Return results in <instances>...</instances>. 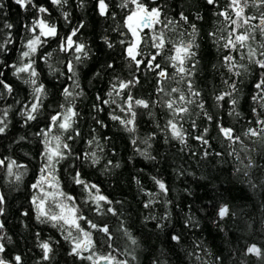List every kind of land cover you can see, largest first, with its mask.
<instances>
[{"label":"trees","instance_id":"1","mask_svg":"<svg viewBox=\"0 0 264 264\" xmlns=\"http://www.w3.org/2000/svg\"><path fill=\"white\" fill-rule=\"evenodd\" d=\"M2 2L0 44L4 47L0 48V72L3 73L0 80L9 84L13 91L9 94L0 86V93H3L0 95V119L7 124L5 133L0 134V160L5 161L0 166V194L5 197L4 215L0 216L4 224L0 235L4 239L0 242L6 249L0 255L12 264H15V255L21 256V264H93V261L70 255L73 244L64 239L66 232L53 227L51 222H39L32 204L33 196L37 195L32 185L40 176L45 151V138L37 133L47 128L53 115L72 107L78 114L73 118V127L67 132L54 128L49 135V139L61 137V151L66 153V158L50 170L58 198L54 205L47 204L45 210L58 214L61 211L58 205H71L73 201L59 194L63 192L74 198L75 206L88 220L108 226L110 241L103 233L91 229L85 220L79 221L85 231L92 233L94 260L111 254L115 257L113 264L120 261H127V264H264V139L244 136L249 127L260 128L256 123L258 119L264 120V107H261L264 101L253 100L259 91L255 85L264 78V69L249 62L248 48L241 49L238 45L233 51L223 47L232 28L230 21L217 13L227 10L235 18L228 7L229 0H216V6L208 5L206 0H158L156 3L141 0L149 10L161 9L160 23L146 31L138 29L143 53L138 59L147 62L158 51L153 47L152 38L163 33L164 47L154 62L168 73L162 85H158L161 78L155 72L146 71L144 65L137 71L135 63L126 58L125 49L134 39L125 27L127 15L135 9L130 0H105L106 15L99 12V0H67L60 5L52 4L51 0H31L26 7L15 0ZM125 2L126 8L121 6ZM41 7L48 11L40 12ZM181 12L188 17V22L180 19ZM245 14L259 16L260 12L249 6ZM40 20L55 25L57 35L41 37L44 42L31 57L38 73L35 79L38 85L44 86L45 95L37 119L25 123L21 113L26 111V104L30 106L33 89L24 83L28 73H20L18 77L13 74L15 70L11 65L19 67L29 62L28 58L21 61V53L27 50V41L39 34L38 26L35 33L30 29ZM258 23L259 20L251 22ZM7 24L12 28H7ZM81 24L83 27L72 39L85 45L87 56L61 51V43ZM192 24L196 25L194 36L198 47L193 49L194 59L186 60L184 67L193 74L182 78L172 67L169 57L175 55L174 49L181 42L187 44L193 38ZM254 35L255 39L248 44L256 50L257 59H264L260 55L264 51L261 48L264 35L258 28ZM108 43L112 44L111 48ZM78 55L81 56L79 62L75 59ZM229 55L237 64L245 65L247 71L237 69L240 76L228 72L224 57ZM70 61L76 71L72 79L67 71ZM109 64L114 67L109 68ZM133 75L140 82L130 89L131 95L148 101L149 108L134 106L135 130L129 132L119 121L111 119L112 115L128 118L120 108L129 90L118 96L112 91V85H118L117 78L127 81ZM189 79L200 93L199 97L190 96ZM233 82L236 91L218 102L216 97L232 91L229 85ZM65 87L73 93L72 97L65 99ZM158 87H163L164 92H159ZM173 88L179 91L172 92ZM109 92H112L111 97ZM181 93L194 102L179 101ZM231 99H236L235 106L231 105ZM105 100L109 103L105 104ZM168 101H176V107L189 108V114L180 120L186 144L173 139L166 128L171 118V110L166 107ZM198 103L204 104V111L197 107ZM233 107L239 116L229 115ZM205 111L213 117L212 121L207 120ZM217 123L233 128L243 143L229 148V142L219 134ZM204 128L208 129L205 136L208 146L195 139ZM77 131L78 136L75 135ZM70 136L73 138L69 139ZM89 141L93 142L89 144ZM63 143L69 145L70 154L63 149ZM55 144L53 140L52 147ZM205 148L208 156H204ZM93 152L99 159L97 164L85 159V154ZM237 153L240 160L236 159ZM249 158L252 167L245 169ZM13 160L20 166L12 167L13 173L21 176L19 181L8 173L7 165ZM77 172L87 183L97 185L100 194L112 202L103 204L104 215L94 211L96 206L88 199L89 193L83 185L73 182ZM156 180L166 185V192L159 189ZM225 205L229 214L221 220L218 211ZM108 207H112L116 215L107 213ZM72 231L74 236L78 235L75 229ZM173 236H178L179 242L173 240ZM45 241L53 248L48 261L42 259L39 247ZM253 245L260 249L259 256L248 252ZM100 264H108V261L101 260Z\"/></svg>","mask_w":264,"mask_h":264},{"label":"snow or ice","instance_id":"2","mask_svg":"<svg viewBox=\"0 0 264 264\" xmlns=\"http://www.w3.org/2000/svg\"><path fill=\"white\" fill-rule=\"evenodd\" d=\"M17 4H19L21 7H26L27 4L31 3V0H15ZM52 4L60 5L61 3H66L67 0H51ZM130 2L135 5V9L130 12V14L126 17V23L125 27L129 30L132 37L134 38L130 43H128L127 48L125 49L126 52V58L129 59L131 62L135 63L136 70L139 71L141 68V65L145 66L146 71L155 72L156 75L161 78L158 80V85H162L163 81L167 79L168 73L161 67L159 63H154L156 61V57L160 55V49L164 47V39H163V33H161L159 36H154L153 39V47L156 48L158 51L149 57L147 62H145L142 59H138L139 56H142L143 53L140 51V43L142 42V37L139 34V31H142L143 28H153L155 23H160V16H161V9L159 7H153L151 10L141 2V0H130ZM206 3L208 5L216 6V0H206ZM122 7H127V2L123 3L121 5ZM249 6L254 7L257 9V11L260 12L259 16L255 15H246L245 9ZM107 4L105 3V0H99V12L101 15L107 14ZM228 7L232 9V11L235 13V18H233L231 15H229V12L227 10L218 12L217 15L222 16L225 20L230 21L229 27L232 28V31L229 32V35L227 37L226 43L223 45L224 48L228 49L230 48L233 51L237 50V46L239 45V48H248L247 57L250 63H253L257 65L260 69H264V59H257L256 58V50L248 44L249 40H254L255 35L254 32L258 28L260 30L261 35H264V0H229ZM0 8H3V2L0 0ZM40 12H47L48 10L46 8H39ZM65 19L67 20L68 14H64ZM180 19L184 22H188V17L183 14V12L180 13ZM197 19H200V17H197ZM136 21V24L134 26L133 21ZM259 20L258 24H251L252 21ZM168 23H172V21H168ZM37 26L39 27V34L35 35L32 39L27 41L25 48L27 50L23 51L21 53V61H23L25 58H28V63H22L21 66H17L15 64L11 65V67L15 70L14 75H17L19 77L20 73H28V78L24 80L25 84H28L32 86L33 92V100L29 105H25V112H22L21 115L25 116V123L29 121H34L37 119L38 115L40 114L41 109L43 108V102L42 98L45 95V89L42 84H37V80L35 77H37L38 73L36 72L35 68L33 67V61L31 60V57L34 53L37 51L38 45L42 44L44 41L41 40V37H55L57 35V29L55 25H49L43 20L38 21L37 25H34L30 31L33 33L36 32ZM247 26V27H246ZM7 28L11 29L12 25L7 24ZM83 25L81 24L78 28L74 29L70 36L64 40L60 45L61 51H74L75 53H82L85 57L87 56V52L85 51V45L82 43H77L72 39L73 36L77 35V32L79 31V28H82ZM192 34L193 38L187 43L184 44L181 42L180 46H177L174 51L175 55L169 57V59L173 62L172 67L177 70L178 73L182 74V78L184 75L192 76V72L190 70L185 69L184 64L186 60H193L196 56V52L193 51L195 47H198V45L195 44V36L196 33V25L192 24ZM245 28L246 30L244 32H240L239 30ZM239 33V34H237ZM209 35L214 36L215 33H210ZM234 37V39H233ZM10 42V41H8ZM121 43H124V41H121ZM4 45L0 44V48H3ZM108 47L111 48L112 44L108 43ZM261 48L264 49V44L261 45ZM260 55L264 57V51H261ZM44 59H47L45 57ZM76 61L79 62L81 60V56L75 57ZM243 59V56H242ZM225 64L227 65L228 72L232 73L235 76H240L241 72L237 69L243 68L245 71H247V67L243 64H237L235 62V58L231 55L224 57ZM193 68L195 67V64L193 63ZM109 68H113L114 66L112 64L108 65ZM157 69L159 71L157 72ZM67 71L71 73V76L69 79H72L76 76V71L74 68V65L70 61L67 64ZM3 73L0 72V76H2ZM118 80V85L113 84L112 85V91L116 92V94L119 96L121 92L125 90H129L128 95L126 99L124 100V106L120 108L121 112H126L128 115L127 119H122L120 116L112 115L111 119L115 121H119L121 125H123L129 132H132L135 130V117L136 112L133 110L134 106L136 107H143V108H149L148 101L144 99H136L131 95L130 89L134 88L140 81L139 78L135 75H133L132 79H129L127 81L125 80ZM227 83V81H225ZM0 86L3 87L4 90H6L7 93L11 94L13 89L12 87L5 83L3 80H0ZM79 86L78 84L76 85ZM230 89L232 91H228L225 93H222L216 97V100L222 101L225 99L226 96L231 97L232 93L236 91V84L233 82L231 85H229ZM255 87L259 90L258 93L253 97L254 101H264V78H262L258 83H256ZM187 88L188 92L191 97H199L200 93L194 89L193 82L191 79L187 81ZM159 92H164L163 87H158L157 89ZM172 92L179 91L176 88L171 89ZM3 93H0L2 95ZM63 95L65 99L68 97H72L73 93L69 91L68 87H65L63 89ZM109 97L112 96V92L108 93ZM99 99V97H97ZM179 101L185 102L186 104H191L194 101L192 99L186 98V96L181 93L179 95ZM105 104L109 103L108 100L104 101ZM112 103H115V100L112 101ZM231 105L235 106L237 101L236 99L230 100ZM63 108V105H61ZM166 107L171 110V118L167 121L166 128L170 131V134L173 139L178 140L181 144H186L185 134L182 128V125L180 124V120L184 119L186 115L189 114V108L187 106L182 107H176V101H168L166 103ZM197 107L201 109V111H204V104L198 103ZM261 107H264V104H261ZM255 111V109H253ZM235 113L236 116H239V113L235 111V107H233L232 112L229 113V115H232ZM7 113L5 112V116ZM78 114L74 110V108L69 107L64 112L57 113L56 115H53L50 119V123L47 126L46 129H41L37 135L44 137V144H45V151L43 153V160L44 164L40 169V176L36 183L32 185V188L34 190H38V192L43 193L44 187L43 185L45 183H48L49 187H51V182L49 180V177H52V171L54 170V165L59 163L60 160L66 158V153L64 151H61V137L59 135L52 136L51 139H49L50 133H52L54 128H58L62 130V132H67L69 129L73 127V118L77 116ZM204 115L206 116L208 121H212L213 117L209 115L206 111L204 112ZM99 123V121H98ZM260 128H252L249 127L245 132V137H256L257 139H264V120L258 119L256 122ZM193 128H195V121L192 122ZM7 128V124L5 123L4 119H0V134H4L5 130ZM217 128L219 131V134L223 137L224 140L228 141V147L231 148L232 145L236 143H243L241 141L240 136L235 135L234 129L231 127H225L220 123H217ZM208 133V129L204 128L203 133L201 135H198L195 137V139L199 140L202 145L208 146L209 141L205 138V136ZM75 135H79V132L77 131ZM69 139H72L73 137H68ZM55 141V147H52V141ZM93 141H89L88 143L91 144ZM135 143V141H133ZM63 149L68 150V154H70L69 145L67 143H63L62 145ZM247 150V149H245ZM234 151V149H233ZM221 153H216V155H220ZM232 152L229 153L231 155ZM141 155H144V153H141ZM209 152L207 148H205L204 156H208ZM85 159H91L92 164L99 163V159L96 157L95 152L91 154H85ZM236 159L240 160V156L237 153ZM111 163V162H109ZM243 163V161H241ZM5 164L4 160H0V166H3ZM13 165H16V161H11L8 165V173L9 175H15L12 171ZM17 167H20L19 165H16ZM245 169L252 167V161L251 158H249V163L244 166ZM237 171H240L238 168ZM245 175H247V171L244 172ZM55 179L54 177H52ZM15 179L19 181L21 179L20 175H15ZM73 182L78 185H83L85 191L89 193L88 199L91 200L95 204L94 211L98 215H104L105 211L103 209V204H111L112 202L108 200V198L104 195L100 194V190L95 184H89L80 177V173L77 172L75 176L73 177ZM251 183V181H249ZM155 183L158 185L159 189L162 192H166L167 188L166 185L160 181L156 180ZM93 190L94 194H93ZM61 196H64L66 200L73 201L71 205H65L61 204L58 205L60 207L61 211L58 214H53L45 210V203L48 196L53 195L52 193H45L43 196L35 195L32 198V204L35 206L36 209V219L41 223H52L53 227H59L63 229L66 232V235L64 236L65 240H69L72 242L73 247L71 249L70 255H75L79 257L80 259H86L89 261H93V264H100L101 260L108 261V264H113L115 261V257H112L111 254L107 256H99L94 260L95 253L92 252L93 247L95 246V242L92 239V233L89 231H85L84 228L81 227L79 221L85 220L89 227L91 229H94L96 231H99L104 234V236L107 238V240H111L112 236L110 233V230L108 226L105 224L103 226L98 225L96 223H93L91 220H88L87 217L83 216L78 208L74 204V198L67 196L63 192L59 193ZM5 197L0 194V216L4 215V205ZM103 202V203H102ZM145 207H148V204L145 205ZM107 213H111L113 215H116L115 210L112 207L107 208ZM67 212V214H65ZM229 214L228 207L222 206L220 207L218 211V217L222 220L224 217H226ZM27 215V213H25ZM4 224L3 222H0V230H3ZM72 229H75L78 235L74 236ZM125 234H127V231L125 230ZM4 236L0 235V241H3ZM173 240L179 242L178 236H173ZM9 242H11V238H8ZM134 244L136 243L135 240L132 241ZM39 247L42 249L43 256L42 259L45 261H48L51 259L50 254L53 252V248L51 244L47 241L42 242ZM6 251L4 243L0 242V254H3ZM83 252H89L91 253L88 256H84ZM249 253H253L257 256H259L260 249L257 248L255 245L248 248ZM21 256L15 255L13 257V261L15 264H21ZM0 264H12V262L7 261L3 258L2 255H0ZM116 264H127V261H120L116 262Z\"/></svg>","mask_w":264,"mask_h":264},{"label":"rangeland","instance_id":"3","mask_svg":"<svg viewBox=\"0 0 264 264\" xmlns=\"http://www.w3.org/2000/svg\"><path fill=\"white\" fill-rule=\"evenodd\" d=\"M49 180H50L51 185H52L51 187H49L48 183H45L43 185V187H44V192L43 193L38 192V190H36L37 195H40V196H43L45 193H52L53 194V195L47 197L45 206L47 204H50L51 206L54 205V203L56 202V200L58 198V194L54 191V185H53V182H52V177H49Z\"/></svg>","mask_w":264,"mask_h":264},{"label":"water","instance_id":"4","mask_svg":"<svg viewBox=\"0 0 264 264\" xmlns=\"http://www.w3.org/2000/svg\"><path fill=\"white\" fill-rule=\"evenodd\" d=\"M150 2H153V3H156L158 0H149ZM133 24L135 25L136 24V21L134 20L133 21ZM148 29H151V28H143V30L142 31H146V30H148Z\"/></svg>","mask_w":264,"mask_h":264}]
</instances>
